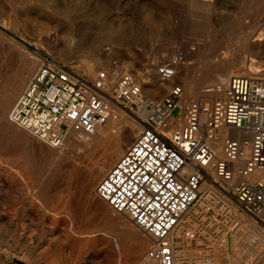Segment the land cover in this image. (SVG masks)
Wrapping results in <instances>:
<instances>
[{
	"label": "rangeland",
	"instance_id": "1",
	"mask_svg": "<svg viewBox=\"0 0 264 264\" xmlns=\"http://www.w3.org/2000/svg\"><path fill=\"white\" fill-rule=\"evenodd\" d=\"M58 32L82 35L80 53L76 57L69 56V59L63 55L60 46H55L48 38L49 35L54 38L53 34ZM263 48L264 0H0L2 80L12 77L24 64L34 68L33 74L46 54L83 68L91 64L95 74L117 65L139 72L183 54L175 81L184 84L187 98L201 100L207 95L209 100L205 101L212 102L224 95V88L217 96L214 91L205 92L214 89L223 69L230 71L228 79L235 73H247L248 66L264 72ZM105 52L108 62H94L95 54ZM169 81H166L168 86L175 82ZM189 84L194 86L195 94L186 91ZM164 93L161 89L159 94L152 91L147 94L161 97ZM8 119L6 117V121ZM130 123L137 135L138 123L124 117L99 130L121 140ZM1 138L0 264H132L130 252L134 237L148 239L151 245V239L126 215L114 212L104 200L95 196L96 185L106 175L95 181L108 156L104 152L106 142L92 151L66 154L57 160L48 159L46 154L50 147L31 135L27 136V142L19 144L10 135ZM72 138L73 143L79 142L77 136ZM134 140L135 137L131 143ZM131 143L128 142L124 149ZM36 163L44 165V172L53 178L47 189L36 182L33 166ZM204 203L205 200L200 203L202 209ZM230 207L232 218L222 212L230 228L210 234L215 249L221 241L225 246L224 240H227L228 248L221 249L222 256L230 259L226 264H233L231 231L238 225L235 216L242 213L231 204ZM202 209L194 207L189 215L197 211L202 214ZM239 216L243 227L250 228L245 215ZM256 232L252 236L261 240ZM239 249L237 253L242 251ZM253 261L248 258L244 264Z\"/></svg>",
	"mask_w": 264,
	"mask_h": 264
},
{
	"label": "built area",
	"instance_id": "2",
	"mask_svg": "<svg viewBox=\"0 0 264 264\" xmlns=\"http://www.w3.org/2000/svg\"><path fill=\"white\" fill-rule=\"evenodd\" d=\"M183 60V54L172 56L154 74L117 65L92 76L46 54L8 118L55 149H63L72 135L95 134L110 120L137 122L135 140L98 182L95 196L151 239L149 264H218L214 253L222 241L215 249L210 234L230 228L223 201L241 211L254 230H264V177L258 175L264 171V72L232 74L224 95L212 102L187 98L180 81L161 97L146 94L154 79H173ZM202 200L197 229L183 232L185 240L198 244L199 252L188 256L174 232ZM236 223L240 229L242 223Z\"/></svg>",
	"mask_w": 264,
	"mask_h": 264
},
{
	"label": "bare ground",
	"instance_id": "3",
	"mask_svg": "<svg viewBox=\"0 0 264 264\" xmlns=\"http://www.w3.org/2000/svg\"><path fill=\"white\" fill-rule=\"evenodd\" d=\"M65 32V31H64ZM64 32H58L57 34H53L54 38H52L51 35H49V39L51 41H53L52 43L56 45H59L62 49V54L65 56H68V58L70 59V57H76L77 54H79L80 52L78 51L80 48L81 44V39H82V35L79 34H71V33H67L65 34ZM260 39V38H259ZM49 40V41H50ZM260 41V40H259ZM82 47V46H81ZM83 48V47H82ZM264 49V48H263ZM106 53V52H105ZM110 54V53H109ZM2 55V54H1ZM86 55V54H85ZM88 55V53H87ZM106 54H102L99 53L98 55H94V62L96 63H105V61L108 62L107 58L108 55ZM70 56V57H69ZM81 56V55H80ZM3 57V56H2ZM110 57V56H109ZM2 59V58H0ZM75 59V58H73ZM109 59V58H108ZM159 57L156 59L159 61ZM157 62V61H156ZM1 63V62H0ZM24 63V62H23ZM41 63V62H40ZM236 63V62H235ZM182 64V63H181ZM240 63L238 62V65ZM2 65V64H1ZM84 65V64H83ZM234 65V64H233ZM22 66V65H21ZM40 66V64L37 65V68ZM19 69V68H18ZM34 68L30 65L24 64L20 71H18L16 74H14L12 77L10 76V78L6 79V80H2V77L0 78V116H1V122H0V138L1 136H5V135H10L13 138V141L19 143H24L26 141L27 136H30L28 132H26L25 130L19 128L18 126H16L15 124H13L12 122H9V119L6 121V117H8V110L10 108V106L13 104L14 99H16V97L18 96V94L20 93V91L22 90V88H25V86L27 85L28 81L30 80L31 76L33 74H31L32 70ZM84 69L92 76H95V68L91 65V64H86L84 66ZM254 68H252L251 66H248V71L253 70ZM152 73L154 74L155 72V67L151 68ZM230 71L228 69L225 68V70L223 69V72L220 74V76L217 78L216 80V85L215 87H213L214 89L210 88L208 90H206L205 94H211L212 91L216 92V96L219 94L218 92L221 91L227 84L228 81V73ZM35 73V72H33ZM246 73V72H245ZM2 74V73H1ZM31 74V75H30ZM6 77V76H5ZM177 75L171 79L170 81H175L176 80ZM169 81V82H170ZM154 83L151 84L150 86L145 87V92L146 94L149 93V91H152L154 93H158L161 91V89L165 90L168 88V85L166 84V82H161L158 80L153 81ZM171 84V83H170ZM184 85V84H183ZM186 91H188V93H192L195 94V89L194 86L189 84L188 86H186ZM148 95V94H147ZM191 95V94H190ZM209 96H205L203 97V99L199 100V101H205V100H209L208 99ZM116 123L117 121L114 120H110L107 123ZM127 122V121H126ZM135 122V121H134ZM106 123V124H107ZM105 124V125H106ZM109 126V125H108ZM127 129L128 132L126 134V136L123 139H116V138H112V137H108L106 135V133H103L101 127L98 129V131L89 136V137H84L82 139L79 138V144L78 143H73V138L72 136H76V135H72L70 136V138L68 139L66 146L63 149H55L51 146L49 150H48V154H46L48 157V159L51 158H56L57 160H60L61 157L63 155L66 154H80V152H87L93 148H95L96 146L100 145V143L102 142H106L105 145V149L104 152L108 153V156L106 158V161L103 163L102 167L100 168V170H98L96 177H95V181L99 180L102 176H104L108 170L110 169V167L116 163V161L121 157V155L124 153L125 149V145L128 144V142L131 143V141L134 139V137H136V130L134 129V126L130 123L129 125H127ZM103 127V126H102ZM137 128L138 131L140 130V126L137 124ZM110 133V132H109ZM109 135V134H108ZM10 138V137H9ZM2 139V138H1ZM27 142V141H26ZM13 143V142H12ZM8 147V146H7ZM14 147V146H13ZM46 148V147H45ZM18 149V148H17ZM20 150V149H19ZM92 151V150H91ZM19 152V151H17ZM44 152V151H43ZM42 152V154H43ZM95 152V151H94ZM57 153V154H56ZM18 154V153H17ZM13 156V154H12ZM29 156V155H28ZM35 156V155H34ZM11 157V156H10ZM17 157V155H16ZM33 157V156H32ZM25 158V157H24ZM36 158V157H35ZM38 158V157H37ZM27 159V158H26ZM30 159V157H29ZM41 159V158H40ZM32 160V159H31ZM29 161V160H28ZM31 162V161H30ZM33 162V161H32ZM55 163V162H54ZM11 164V163H10ZM30 164V163H29ZM13 165V164H12ZM11 165V166H12ZM15 165V164H14ZM10 166V167H11ZM31 166V165H30ZM35 167V175H36V182L37 184H43L45 185V189H47L50 184L52 183V176L46 174L44 172V165H41L39 163H36L33 165ZM25 168V167H23ZM33 168V167H32ZM57 169V168H56ZM26 170V169H25ZM9 170H7L8 172ZM57 175V173H56ZM259 176L264 177V171L259 172L258 173ZM55 176V175H54ZM33 178V177H32ZM16 180V179H15ZM100 181V180H99ZM54 182V181H53ZM18 183V182H17ZM97 183V182H96ZM36 185V184H35ZM34 188V187H33ZM44 188V187H43ZM42 188V189H43ZM53 190V188H51ZM59 189V188H58ZM24 190V189H23ZM32 190V189H31ZM57 189H55L56 191ZM66 190V189H65ZM43 191V190H42ZM41 191V192H42ZM21 192V191H19ZM30 192V191H29ZM38 192V191H37ZM44 192L47 193V190H45ZM54 192V191H53ZM60 192V191H59ZM58 192V193H59ZM13 193V192H12ZM52 193V192H51ZM55 193V192H54ZM57 193V195H58ZM63 193V192H62ZM34 194V193H33ZM37 194V193H36ZM56 194V193H55ZM38 195V194H37ZM42 195V194H41ZM68 195V194H67ZM19 196V195H18ZM9 197V196H8ZM52 197V195L50 196ZM10 198V197H9ZM16 198V197H15ZM60 198V195H59ZM62 198V197H61ZM66 198V197H65ZM79 199V198H78ZM10 200V199H9ZM45 201V200H44ZM43 201V202H44ZM64 201V200H63ZM224 202V209L226 212V215L229 218H232L230 215V209H232L230 207V204H228L227 202ZM64 203V202H63ZM55 204V203H54ZM199 209H202V206L200 205L198 207ZM194 209V208H193ZM198 209V210H199ZM190 211L188 213H186L180 220L179 224L177 225L176 229H175V237H176V242L177 245L179 246H184L185 247V254H187L188 256H195L197 248H198V244H192L190 242H188L187 240L184 239L183 237V232L185 229L191 228V229H195L196 223H197V217L196 214H190ZM232 213V212H231ZM3 214V213H2ZM239 214V213H238ZM241 215V214H239ZM235 216L237 217V220L241 221L242 219L240 218L241 216ZM3 216V215H2ZM225 216V214H224ZM6 217V216H5ZM110 218V217H109ZM5 219V218H4ZM14 220V219H13ZM12 220V221H13ZM6 221V220H5ZM9 221V220H8ZM107 222V221H106ZM243 222V221H242ZM246 222V221H244ZM16 223V222H15ZM14 223V224H15ZM18 223V222H17ZM119 223V222H118ZM248 223V222H247ZM121 224V223H119ZM17 225V224H16ZM19 225V224H18ZM114 225V224H113ZM117 225V224H116ZM15 226V225H14ZM50 226V225H49ZM52 226V225H51ZM50 226V227H51ZM57 226V225H56ZM238 225L235 226V228L232 229V249H233V264H244V261H248V258L254 259L252 264H259L262 261V257L264 256V254L262 253V241L264 240V231L260 230H254L251 226L250 228H244L243 225L241 226L240 229L237 228ZM8 227V226H7ZM13 227V226H12ZM119 227V225H118ZM249 227V226H248ZM11 228V227H10ZM20 228V227H19ZM12 229V228H11ZM26 229V228H25ZM9 230V227H8ZM20 229H18L19 231ZM257 231V235L260 236V239H258L256 237H253L252 234L254 231ZM53 231V229H52ZM259 232V234H258ZM22 233V232H21ZM7 235V234H6ZM122 235V234H120ZM130 236V235H129ZM142 236V235H141ZM123 237V235H122ZM144 237V236H143ZM148 237V236H147ZM8 238V237H7ZM5 238V239H7ZM20 238V236H19ZM43 238V237H42ZM124 238V237H123ZM134 245L132 247L131 250V262L132 264H149L148 261L146 260L144 253L146 251V249H148V247H150L151 245L148 243L149 241H147L145 238L142 237H134ZM23 239V238H22ZM150 239V238H149ZM11 240V239H10ZM127 240V239H126ZM35 241V239H34ZM48 241V240H47ZM131 241V240H129ZM225 242V246L223 247H227L229 246V244L227 243V240H224ZM21 242V241H20ZM132 242V241H131ZM230 242V243H231ZM8 243V242H6ZM19 243V242H18ZM25 243V242H24ZM126 243V242H125ZM20 244V243H19ZM54 244V243H53ZM152 244V243H151ZM21 245V244H20ZM129 245V244H128ZM2 246V243L1 245ZM10 246V244H9ZM22 246V245H21ZM12 247V246H11ZM29 247V246H28ZM32 248H34L33 246H31ZM26 248V246H25ZM41 248V247H40ZM128 248V247H127ZM241 249L242 251L240 253H237L236 251H238V249ZM3 249V248H2ZM10 249V248H9ZM31 249V248H30ZM131 249V248H130ZM239 249V250H240ZM8 250V248H7ZM3 251V250H2ZM239 252V251H238ZM46 253V252H45ZM246 254L245 258L242 257V254ZM43 254V253H42ZM47 254V253H46ZM224 254V253H223ZM44 256V255H42ZM214 256L216 258V261L218 264H226L227 262L230 261L229 257L226 256H222V251L217 250L216 253H214ZM33 257V254L32 256ZM34 259V258H33ZM36 259V258H35ZM41 259V258H40ZM39 261V260H38ZM130 262V261H129ZM147 262V263H146ZM38 263V262H37ZM30 264V263H29ZM35 264V263H34Z\"/></svg>",
	"mask_w": 264,
	"mask_h": 264
}]
</instances>
